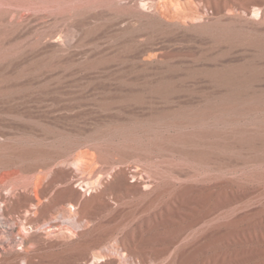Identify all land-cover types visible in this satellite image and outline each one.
Returning a JSON list of instances; mask_svg holds the SVG:
<instances>
[{"label": "rangeland", "instance_id": "1", "mask_svg": "<svg viewBox=\"0 0 264 264\" xmlns=\"http://www.w3.org/2000/svg\"><path fill=\"white\" fill-rule=\"evenodd\" d=\"M1 194L0 264H264V0H0Z\"/></svg>", "mask_w": 264, "mask_h": 264}, {"label": "bare ground", "instance_id": "2", "mask_svg": "<svg viewBox=\"0 0 264 264\" xmlns=\"http://www.w3.org/2000/svg\"><path fill=\"white\" fill-rule=\"evenodd\" d=\"M202 158H205V156H202ZM122 183H123L122 177H117L114 180V185H121ZM194 191H197L198 193L194 196L193 195L190 196L189 199L187 198L186 201L194 199L196 202L206 203L208 206L214 209V207H216L220 202L228 200L230 197L234 196V194H245L246 192H248V189L247 187L244 186V184L243 185L241 183L239 184L228 178L227 179L226 178H214L212 180H200L196 184L187 183V184L181 185L179 191L177 192V198L179 199L180 197L181 199V197L183 198L187 196L188 194L189 195L191 193L193 194ZM4 198L5 196L1 194L0 199H4ZM27 198L28 197L26 195L23 196L22 198L21 196H18L16 200H14L13 202H11L10 204L6 206V208L4 209L3 215L19 210L18 206L21 204V199H27ZM95 199L96 197H93L91 201ZM53 203H54V200H52L50 204L42 208L41 213L47 211L52 206ZM28 222H31V220H28ZM235 223H236L235 220L228 222L229 225H235ZM0 226L6 227V225H0ZM25 230L27 229L25 228ZM3 231L6 232V230L4 229ZM1 237L3 236L0 235V238ZM129 237L130 235H122V237L120 238V241L122 245L124 246V248L128 250V252H132L129 249V247H126L128 245L127 238ZM182 251H184V245H181L176 249L174 256L180 259L183 256ZM99 254H102V252L99 251ZM6 260L7 258H3L2 264H15V262L13 261L6 262ZM29 263L36 264L32 262V260H30ZM167 264H173V259L169 260Z\"/></svg>", "mask_w": 264, "mask_h": 264}]
</instances>
